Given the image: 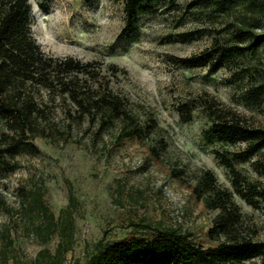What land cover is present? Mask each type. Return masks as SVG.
Wrapping results in <instances>:
<instances>
[{"label":"rangeland","instance_id":"obj_1","mask_svg":"<svg viewBox=\"0 0 264 264\" xmlns=\"http://www.w3.org/2000/svg\"><path fill=\"white\" fill-rule=\"evenodd\" d=\"M125 1L30 0L32 31L46 53L102 63L113 90L142 120L152 116L156 122L145 143L128 140L113 148V134L96 137L94 127L87 128L86 123L67 132L63 112L59 105L54 107L56 129L51 138L35 136L40 151L21 148L14 156L18 166L0 177V225L12 227L29 262L42 249L55 252L60 236L57 232L42 244L27 232L19 212L23 190L42 186L56 216L67 207L73 210L74 244L63 262L73 264L103 234L109 240L130 235L133 222L206 227L214 213L202 210L188 187L203 170H211L218 183L233 192L234 201L264 240V196L252 205L237 194L231 169L216 154L232 157L247 143L216 140L199 105L203 99L217 101L249 124L264 127V42L253 52L231 57L216 72L175 60L216 39L228 41L234 25L246 19L260 23L257 30L264 31V14H250L239 6L219 14L212 6H192V0H151L154 10L138 9L133 30L120 36L126 24ZM199 29L202 33L196 38L180 40L179 33ZM184 103L193 107L190 121L180 113ZM148 143L155 146L156 155ZM263 163L264 148L248 160L233 159L241 182H252L261 190Z\"/></svg>","mask_w":264,"mask_h":264},{"label":"trees","instance_id":"obj_2","mask_svg":"<svg viewBox=\"0 0 264 264\" xmlns=\"http://www.w3.org/2000/svg\"><path fill=\"white\" fill-rule=\"evenodd\" d=\"M191 5L212 6L219 14L237 6L250 14H264V0H192ZM124 8L126 24L120 36L133 30L138 9L154 10L151 0H126ZM32 21L30 0H0V177L18 166L14 156L21 148L40 151L35 136L51 138L56 129L52 119L56 105L63 112L67 132L86 123L87 128L94 127L96 137L104 132L113 134V148L128 140L145 143L155 119L149 116L142 120L128 100L113 90L102 63L46 53L33 34ZM257 28H261L260 23L246 19L234 25L228 41L216 39L209 47L175 60L183 66H207L216 72L231 57L253 52L264 42V31ZM201 33L200 29L184 31L179 38L189 41ZM109 67L118 68L115 64ZM199 105L212 123L216 140L247 143L244 149L232 152V157L219 151L216 154L231 169L235 192L256 205L264 190L252 182L243 184L233 159L248 160L264 148V127L249 124L217 101L203 99ZM192 112L189 104L181 105L184 121L192 119ZM62 139L67 141L68 137ZM148 148L156 155L154 145ZM188 187L202 210L214 213L206 227L197 230L133 222L130 235L109 240L103 234L85 257L73 264H264V240L258 237L256 224L234 201L233 192L218 183L211 170H203ZM70 200L73 202L71 195ZM20 201L19 212L27 232L42 244L58 232L60 242L55 252L42 249L29 262L20 252L12 227L0 225V264H63L74 244L73 210L67 207L56 216L42 186L23 190Z\"/></svg>","mask_w":264,"mask_h":264}]
</instances>
